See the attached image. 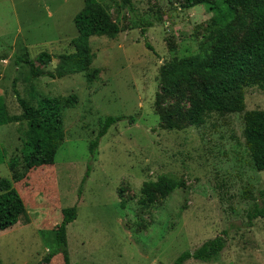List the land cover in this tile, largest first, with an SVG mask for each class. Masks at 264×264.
Returning <instances> with one entry per match:
<instances>
[{
  "label": "rangeland",
  "instance_id": "1",
  "mask_svg": "<svg viewBox=\"0 0 264 264\" xmlns=\"http://www.w3.org/2000/svg\"><path fill=\"white\" fill-rule=\"evenodd\" d=\"M98 1L120 31L114 38L89 37L91 67L99 71L87 81L59 57L74 50L73 18L83 0H0L2 111L20 114L14 89L33 105L48 96L63 106L75 96L62 108L64 139L54 163L32 167L18 180L7 161L28 125L24 119L0 125V177L10 179L25 206L18 222L0 231V264L40 262L62 208L72 205L76 217L65 232L70 264H171L220 234L225 245L215 260L183 264H264V217H249L264 207V170L251 164L243 112L214 114L200 126L182 117L172 129L160 118L159 110L177 99L157 98L159 67L209 48L212 13L177 0ZM44 51L51 60L35 65L47 74L34 76L18 61ZM244 102L245 110L264 109V87H245ZM107 115L124 118L91 154L89 141ZM161 175L183 185L142 205L146 184ZM62 262L57 253L42 264Z\"/></svg>",
  "mask_w": 264,
  "mask_h": 264
},
{
  "label": "trees",
  "instance_id": "2",
  "mask_svg": "<svg viewBox=\"0 0 264 264\" xmlns=\"http://www.w3.org/2000/svg\"><path fill=\"white\" fill-rule=\"evenodd\" d=\"M128 4L130 0H124ZM183 7L203 5L212 13L207 42L209 48L188 53L177 59L163 62L159 67L160 84L157 98L175 97L176 102L159 110L160 118L168 128L178 127L179 118L194 126L202 125L206 118L216 114L242 113V135L251 164L257 171L264 170V109L245 110L244 88L264 87V0H224V7L218 0H177ZM74 24L78 35L71 39L74 50L59 55L68 66V71H84L86 80H93L98 68L91 67L92 52L90 36L114 38L120 27L111 18L107 8L98 0H83L82 7L75 14ZM142 33L145 29L141 28ZM149 48H151L148 45ZM52 55L40 52L34 58L19 56L18 61L26 63L34 76L47 74L35 61L47 63ZM48 75L53 76L51 72ZM20 114H5L4 98L0 95V125L24 119L28 133L17 152L7 161L11 178L20 179L32 167L52 164L64 139L62 108L73 102L75 96L66 98L62 106L59 98L43 96L36 104H30L14 89ZM124 116L107 115L96 137L89 141L92 154L99 139L108 128L121 121ZM133 118L131 117L130 120ZM82 179L84 182L85 177ZM180 181L161 175L144 188L146 199L142 205L152 203L156 197L168 195ZM25 210L24 202L10 179L0 177V231L13 226ZM60 223L52 228L49 250L42 260L34 264L49 263L61 253L63 262L70 264L67 250L66 224L76 217V205L61 210ZM249 217H264V207L256 208ZM225 245L220 234L205 240L193 251H182L171 264H183L188 259L203 262L213 261Z\"/></svg>",
  "mask_w": 264,
  "mask_h": 264
},
{
  "label": "crops",
  "instance_id": "3",
  "mask_svg": "<svg viewBox=\"0 0 264 264\" xmlns=\"http://www.w3.org/2000/svg\"><path fill=\"white\" fill-rule=\"evenodd\" d=\"M0 95L4 96L3 94L0 93Z\"/></svg>",
  "mask_w": 264,
  "mask_h": 264
}]
</instances>
